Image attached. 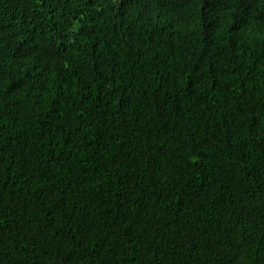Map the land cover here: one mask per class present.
<instances>
[{
	"label": "trees",
	"instance_id": "16d2710c",
	"mask_svg": "<svg viewBox=\"0 0 264 264\" xmlns=\"http://www.w3.org/2000/svg\"><path fill=\"white\" fill-rule=\"evenodd\" d=\"M0 264H264V0H0Z\"/></svg>",
	"mask_w": 264,
	"mask_h": 264
}]
</instances>
